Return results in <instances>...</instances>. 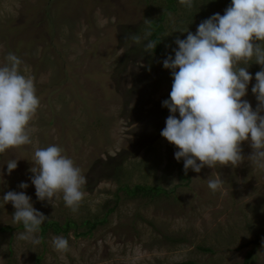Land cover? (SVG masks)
Returning a JSON list of instances; mask_svg holds the SVG:
<instances>
[{
    "label": "rangeland",
    "instance_id": "obj_1",
    "mask_svg": "<svg viewBox=\"0 0 264 264\" xmlns=\"http://www.w3.org/2000/svg\"><path fill=\"white\" fill-rule=\"evenodd\" d=\"M228 2L194 0L188 9L177 0L173 11L165 0H0V65L8 53L17 55L40 98L32 143L0 154V264H264V170L245 159L235 168L189 169L184 179L178 149L160 135L170 115L162 101L172 88L162 61L174 56L175 39L187 36L176 30L195 33ZM157 22L162 53H146V41L130 37L153 32ZM253 66L261 67L252 63L251 74ZM252 76L242 99L255 109ZM49 145L60 146L87 177L75 213L62 194L52 204L38 200L31 184L34 151ZM242 149L245 157L252 152L248 142ZM9 159H18L10 175ZM217 174L224 184L213 192L207 182ZM21 182L29 187L20 189ZM123 185L160 186L168 194L128 199ZM7 191H24L35 209L61 223L106 221L89 236L78 235L83 227L60 235L69 240L64 253L53 248V232L39 231L42 243L33 245L16 237L24 227L2 199Z\"/></svg>",
    "mask_w": 264,
    "mask_h": 264
},
{
    "label": "clouds",
    "instance_id": "obj_2",
    "mask_svg": "<svg viewBox=\"0 0 264 264\" xmlns=\"http://www.w3.org/2000/svg\"><path fill=\"white\" fill-rule=\"evenodd\" d=\"M179 3L188 9L194 6V0ZM176 31L187 36L177 37L174 56L167 55L162 61L171 71L172 88L169 98L162 101L170 115L160 135L178 149L174 157L183 160L185 175L189 169L200 173L205 166L212 169L218 164L235 168L245 159L264 170V0H231L223 15L215 13L203 20L195 33ZM151 36L152 31L146 29L143 37L136 34L130 39L136 44L146 41L145 52L153 53L157 43ZM5 60L0 65V154L32 143L31 122L40 107L34 77L21 71L23 61L11 52ZM252 63L261 66L251 88L257 100L255 109L242 99L253 79L247 70ZM244 142L252 149L247 157L242 155ZM63 151L58 145L36 148L30 180L38 200L52 204L62 194L65 206L75 213L85 198L82 188L87 177ZM6 164L10 175L18 159ZM207 183L216 192L224 180L217 174ZM18 187L27 189L29 185L21 182ZM2 199L14 207V223L24 227L17 239L41 244L36 233L48 217L33 207L31 197L24 191H7ZM52 246L57 252H67L69 240L53 237Z\"/></svg>",
    "mask_w": 264,
    "mask_h": 264
},
{
    "label": "trees",
    "instance_id": "obj_3",
    "mask_svg": "<svg viewBox=\"0 0 264 264\" xmlns=\"http://www.w3.org/2000/svg\"><path fill=\"white\" fill-rule=\"evenodd\" d=\"M168 4H167V8L172 9L173 11L177 10V0H165ZM212 3L214 5H218L221 6V3H227V0H211ZM228 4H231V0H228ZM163 26L160 22H157V24L155 23L153 25V32H152V36L150 39L156 41L157 46L155 48L154 53L156 54H161L162 53V44H163V38L160 37V34L162 32ZM261 67H255L253 66V73L255 74L256 72L260 71ZM252 73V74H253ZM167 112V108L164 107L163 109V113L166 114ZM181 162L183 161L182 159L180 160ZM181 165V163H180ZM181 171L183 173V175L181 176L184 179L189 180L190 177L189 175H185L184 172V168L181 167ZM125 194V196L128 199H137V198H148V197H156L159 195L164 194H168V192L161 188L160 186H147V185H135V186H129V185H123V187L121 188ZM118 200V197H117ZM113 211V209H110V212ZM106 221V217L104 218H98V217H94V218H89V219H85L82 221V223L79 225H77V223L75 221H73L71 218H68L66 220V222L61 223L59 221H56L54 219H47L40 227V233L42 234V236H46V234L48 232H53L56 235H64L67 236L68 233L73 230V229H79L81 227L85 228L86 231L79 233V236H89L93 233L94 229L97 227V225L101 222V221ZM203 250L208 251L211 249L208 248H204L201 247ZM251 256H253V254L250 252L248 253V257H247V262L251 259ZM182 264H192V262H187V263H182Z\"/></svg>",
    "mask_w": 264,
    "mask_h": 264
}]
</instances>
